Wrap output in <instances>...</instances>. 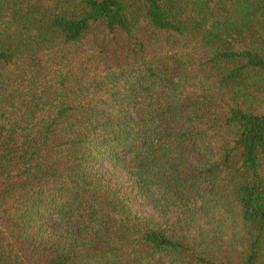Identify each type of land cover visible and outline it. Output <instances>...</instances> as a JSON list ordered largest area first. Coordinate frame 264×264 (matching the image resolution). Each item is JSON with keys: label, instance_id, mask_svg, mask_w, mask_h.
Wrapping results in <instances>:
<instances>
[{"label": "trees", "instance_id": "1", "mask_svg": "<svg viewBox=\"0 0 264 264\" xmlns=\"http://www.w3.org/2000/svg\"><path fill=\"white\" fill-rule=\"evenodd\" d=\"M0 264H264V0H0Z\"/></svg>", "mask_w": 264, "mask_h": 264}]
</instances>
